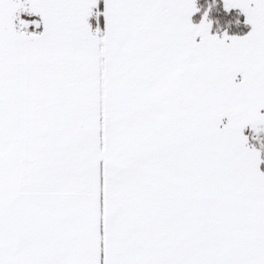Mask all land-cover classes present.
<instances>
[{"label":"snow or ice","instance_id":"1","mask_svg":"<svg viewBox=\"0 0 264 264\" xmlns=\"http://www.w3.org/2000/svg\"><path fill=\"white\" fill-rule=\"evenodd\" d=\"M216 3L0 0V264H264V0Z\"/></svg>","mask_w":264,"mask_h":264},{"label":"trees","instance_id":"2","mask_svg":"<svg viewBox=\"0 0 264 264\" xmlns=\"http://www.w3.org/2000/svg\"><path fill=\"white\" fill-rule=\"evenodd\" d=\"M210 2L211 0H197V4L201 8V13ZM201 13L194 14L192 18L193 22H198ZM209 16L214 20L212 28L213 32H217V30L223 32L226 29L229 34H243L249 30V25L243 23L244 17L237 9H231L227 12L224 11L222 0H217V3L213 6ZM237 20H239V23H237ZM215 21H218L219 23L217 24ZM245 133L248 136L249 144L251 146H255L257 149H260L261 157L264 158V148L261 147V145L264 144V134H251V131L248 129L245 130ZM260 168L264 171V163H261Z\"/></svg>","mask_w":264,"mask_h":264},{"label":"crops","instance_id":"3","mask_svg":"<svg viewBox=\"0 0 264 264\" xmlns=\"http://www.w3.org/2000/svg\"><path fill=\"white\" fill-rule=\"evenodd\" d=\"M22 14V15H21ZM20 16H21V18H24V19H35V20H37L36 18V16H38V15H32V16H28V14H26V13H20ZM38 18H40V17H38ZM40 20V19H39ZM90 22H91V18H90ZM33 30H35V31H37V32H39V31H42L43 30V23L41 22V24H40V27L39 28H35L34 29V26H32V25H29V28H28V31H33ZM238 76V75H237ZM225 120H226V118H225ZM244 134L247 136V134L245 133V131H244ZM248 137V136H247ZM248 144H249V142H248ZM250 145V144H249ZM251 146V145H250ZM261 169V168H260Z\"/></svg>","mask_w":264,"mask_h":264},{"label":"rangeland","instance_id":"4","mask_svg":"<svg viewBox=\"0 0 264 264\" xmlns=\"http://www.w3.org/2000/svg\"><path fill=\"white\" fill-rule=\"evenodd\" d=\"M237 10H238V9H237ZM238 11H239V10H238ZM26 14H27V13H26ZM36 17H37V18H36L37 21H39V19H40V18H38L39 16H36ZM249 28H250V25H249ZM239 78H240V77H239V74H238V76H237V80H239ZM262 111H264V110H262ZM246 129H248L249 131H251V134L254 133L250 127H246V128L244 129V131H245ZM259 133H263V134H264V132H259Z\"/></svg>","mask_w":264,"mask_h":264}]
</instances>
